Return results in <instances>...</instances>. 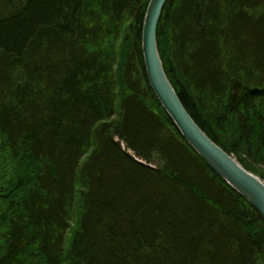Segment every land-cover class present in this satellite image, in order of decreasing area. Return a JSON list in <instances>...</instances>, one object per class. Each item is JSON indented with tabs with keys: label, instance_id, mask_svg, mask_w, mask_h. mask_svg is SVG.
Here are the masks:
<instances>
[{
	"label": "trees",
	"instance_id": "trees-1",
	"mask_svg": "<svg viewBox=\"0 0 264 264\" xmlns=\"http://www.w3.org/2000/svg\"><path fill=\"white\" fill-rule=\"evenodd\" d=\"M149 1L0 0V264H264V221L148 84ZM156 43L195 124L264 180V0H168Z\"/></svg>",
	"mask_w": 264,
	"mask_h": 264
},
{
	"label": "water",
	"instance_id": "water-1",
	"mask_svg": "<svg viewBox=\"0 0 264 264\" xmlns=\"http://www.w3.org/2000/svg\"><path fill=\"white\" fill-rule=\"evenodd\" d=\"M167 1L150 0L143 20L141 53L148 84L186 144L264 221V180L243 168L206 136L183 107L164 72L157 49L156 29Z\"/></svg>",
	"mask_w": 264,
	"mask_h": 264
},
{
	"label": "bare ground",
	"instance_id": "bare-ground-1",
	"mask_svg": "<svg viewBox=\"0 0 264 264\" xmlns=\"http://www.w3.org/2000/svg\"><path fill=\"white\" fill-rule=\"evenodd\" d=\"M143 25V24H142ZM156 98V97H155ZM157 100V99H156ZM166 113V112H165ZM178 131V130H177ZM180 134V133H179ZM181 136V135H180ZM116 141L117 142H119V144H120V146H121V148L123 149V150H125V146H124V144L122 143V142H120L118 139H116ZM129 152V151H128ZM130 153V152H129ZM201 159V158H200ZM202 160V159H201ZM139 162H141V161H139ZM141 163H143V162H141ZM205 163V162H204ZM206 164V163H205Z\"/></svg>",
	"mask_w": 264,
	"mask_h": 264
},
{
	"label": "rangeland",
	"instance_id": "rangeland-1",
	"mask_svg": "<svg viewBox=\"0 0 264 264\" xmlns=\"http://www.w3.org/2000/svg\"><path fill=\"white\" fill-rule=\"evenodd\" d=\"M130 154H132V152H130ZM255 175V174H254Z\"/></svg>",
	"mask_w": 264,
	"mask_h": 264
}]
</instances>
